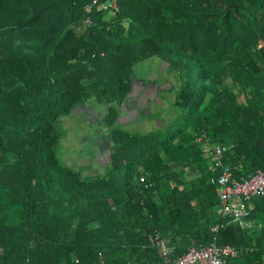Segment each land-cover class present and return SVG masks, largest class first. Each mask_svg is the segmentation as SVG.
I'll use <instances>...</instances> for the list:
<instances>
[{"label": "trees", "instance_id": "obj_1", "mask_svg": "<svg viewBox=\"0 0 264 264\" xmlns=\"http://www.w3.org/2000/svg\"><path fill=\"white\" fill-rule=\"evenodd\" d=\"M88 2L0 0V264L162 262L156 233L174 258L215 237L250 248L233 264H264V233L211 232L221 219L202 146L225 145L235 176L264 171V0H119L113 20L87 16ZM149 58L158 73L141 79L164 80L157 96L176 113L141 134L119 107ZM86 102L105 104L110 138L95 176L58 157L61 118ZM252 200L264 224V198Z\"/></svg>", "mask_w": 264, "mask_h": 264}, {"label": "built area", "instance_id": "obj_2", "mask_svg": "<svg viewBox=\"0 0 264 264\" xmlns=\"http://www.w3.org/2000/svg\"><path fill=\"white\" fill-rule=\"evenodd\" d=\"M84 6L87 16L93 7L105 13L108 19L113 20L119 12V0H88ZM87 24L90 18L86 19ZM92 23V21H91ZM200 141V139H198ZM203 151L210 156L208 170L215 173L210 178V183L215 186L219 207L217 215L221 222L213 225L210 230L215 233L219 228L229 224H236L241 229H260L258 221L250 219L248 202L253 198H264V171L256 169L239 176L234 175V167L224 163L223 157L226 146L221 143L211 144L205 139ZM156 247L162 258V262L152 261L146 264H233L239 254L247 252L250 248L236 247L233 245H218L215 237L210 245H197L191 243L185 251L174 258L176 243L169 239L155 235ZM244 249V250H243ZM78 263V261H76ZM130 264V263H123Z\"/></svg>", "mask_w": 264, "mask_h": 264}, {"label": "rangeland", "instance_id": "obj_3", "mask_svg": "<svg viewBox=\"0 0 264 264\" xmlns=\"http://www.w3.org/2000/svg\"><path fill=\"white\" fill-rule=\"evenodd\" d=\"M151 61V58H149V60H146L142 64L136 65L134 73L137 78L152 79L154 75H157L158 72H155V68L152 67V65L150 66ZM158 67L160 68V64H158ZM169 80V84H171V78ZM156 81L159 87L162 84H166L164 80L160 81L159 78ZM164 93L165 92H162L160 96H167ZM160 96L149 97V104H153L154 106L148 121L145 122L142 116L138 118L137 122L129 121L127 118L126 121L128 123L125 122L121 124V126L128 131L141 134L156 130H164L169 123L173 122L176 110L166 98H164L165 101H159L158 97ZM135 104L136 101L133 99L129 102L128 107L131 108ZM66 117L67 116L61 118V130L64 131L65 134L60 140L58 157L63 164L76 167L84 174L93 175L92 168L94 167V157L97 156V161H100L103 159L104 154L109 153L108 150L101 154L96 148L98 138L93 137V130L97 132L99 125L98 123L90 125L86 122L78 124L74 119L66 121ZM155 119H158L159 122L155 123ZM87 159H91L92 164H90ZM68 161H70V163ZM84 171H86V173Z\"/></svg>", "mask_w": 264, "mask_h": 264}, {"label": "crops", "instance_id": "obj_4", "mask_svg": "<svg viewBox=\"0 0 264 264\" xmlns=\"http://www.w3.org/2000/svg\"><path fill=\"white\" fill-rule=\"evenodd\" d=\"M158 68H156V70H158ZM162 89H166L165 85H161L160 86ZM158 84H155L154 82H148L146 83L145 80L138 78V79H134L131 82L130 85V89L129 92L127 94V97L124 101V103L119 107L120 113H121V124H124L125 122L128 123L126 121V119L128 118L129 121H138L139 117H144V121H148L149 119V115L152 114V108H153V104L150 105L149 104V97H155L158 94ZM165 98V97H163ZM133 99H135L136 104L133 107H128V104L130 101H132ZM157 99V97H156ZM159 101H165L162 98H158ZM168 102L171 101V95H168V98H166ZM105 107V108H103ZM106 112V106L105 104L103 105V103H96V102H86V103H82L80 105H78L67 117H66V121H68L69 119H74L76 120V122L78 124L86 122L90 125H95L97 124L100 119L103 117V115ZM133 117V118H131ZM158 119H155V123H158ZM99 125V123H98ZM79 126V125H78ZM98 131H94L93 130V137L98 138V142L96 144V148L97 150L103 154L105 153V151H108L110 148V138H109V134L107 131L103 130L102 127H98L97 128ZM97 156L94 157V167L92 168V173L93 176L98 175L101 173V171H104L105 163L108 162V154H104V157L102 160L97 161ZM88 162H90V164H92V160L91 159H87ZM70 163V161H68ZM177 175H179L182 179L184 180H189L191 177H193V174H189L187 173L186 176L184 177L182 173H180V171H178ZM248 207L250 210V219L253 221H258L261 224L260 229H251V230H244L243 231L247 232V234H253L256 232V234L260 235L264 233V230L262 229V225H264L262 223L261 220L259 219H254L252 217V215H254V212L256 211V203H254L253 200H250L248 202ZM260 230V231H259Z\"/></svg>", "mask_w": 264, "mask_h": 264}, {"label": "clouds", "instance_id": "obj_5", "mask_svg": "<svg viewBox=\"0 0 264 264\" xmlns=\"http://www.w3.org/2000/svg\"><path fill=\"white\" fill-rule=\"evenodd\" d=\"M238 227H239V226H238ZM239 228H240V227H239ZM240 229H241V228H240ZM234 260H235V259H234ZM234 260H233V261H234ZM233 261H232V262H233Z\"/></svg>", "mask_w": 264, "mask_h": 264}]
</instances>
